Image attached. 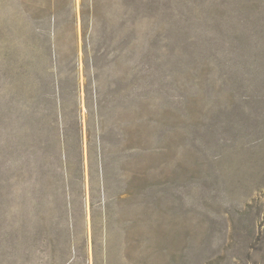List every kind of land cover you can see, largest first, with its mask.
<instances>
[{
  "label": "rangeland",
  "instance_id": "rangeland-1",
  "mask_svg": "<svg viewBox=\"0 0 264 264\" xmlns=\"http://www.w3.org/2000/svg\"><path fill=\"white\" fill-rule=\"evenodd\" d=\"M255 7L0 0V264H264Z\"/></svg>",
  "mask_w": 264,
  "mask_h": 264
},
{
  "label": "crops",
  "instance_id": "crops-1",
  "mask_svg": "<svg viewBox=\"0 0 264 264\" xmlns=\"http://www.w3.org/2000/svg\"><path fill=\"white\" fill-rule=\"evenodd\" d=\"M192 10H199V11H202V10H227L226 8L225 9H218L217 7H193V8H191ZM252 8H250L249 10H251ZM237 10H240V11H242L243 10V8H240V7H238L237 8Z\"/></svg>",
  "mask_w": 264,
  "mask_h": 264
},
{
  "label": "flooded vegetation",
  "instance_id": "flooded-vegetation-1",
  "mask_svg": "<svg viewBox=\"0 0 264 264\" xmlns=\"http://www.w3.org/2000/svg\"><path fill=\"white\" fill-rule=\"evenodd\" d=\"M251 10L264 11V8L263 7H255V8H252Z\"/></svg>",
  "mask_w": 264,
  "mask_h": 264
}]
</instances>
